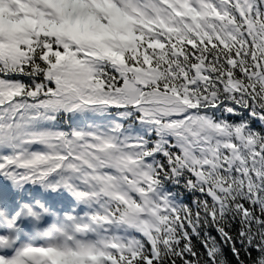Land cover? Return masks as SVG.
<instances>
[{
    "label": "snow or ice",
    "instance_id": "1",
    "mask_svg": "<svg viewBox=\"0 0 264 264\" xmlns=\"http://www.w3.org/2000/svg\"><path fill=\"white\" fill-rule=\"evenodd\" d=\"M0 264H264V0H0Z\"/></svg>",
    "mask_w": 264,
    "mask_h": 264
}]
</instances>
